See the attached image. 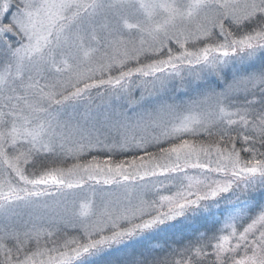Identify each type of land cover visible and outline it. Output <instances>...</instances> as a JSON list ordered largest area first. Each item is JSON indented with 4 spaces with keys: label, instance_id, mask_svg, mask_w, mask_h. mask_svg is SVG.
<instances>
[{
    "label": "snow or ice",
    "instance_id": "obj_1",
    "mask_svg": "<svg viewBox=\"0 0 264 264\" xmlns=\"http://www.w3.org/2000/svg\"><path fill=\"white\" fill-rule=\"evenodd\" d=\"M0 264H264V0H0Z\"/></svg>",
    "mask_w": 264,
    "mask_h": 264
}]
</instances>
